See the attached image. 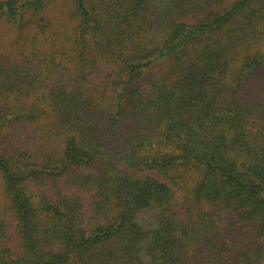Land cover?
<instances>
[{
	"label": "trees",
	"instance_id": "trees-1",
	"mask_svg": "<svg viewBox=\"0 0 264 264\" xmlns=\"http://www.w3.org/2000/svg\"><path fill=\"white\" fill-rule=\"evenodd\" d=\"M0 264H264V0H0Z\"/></svg>",
	"mask_w": 264,
	"mask_h": 264
}]
</instances>
